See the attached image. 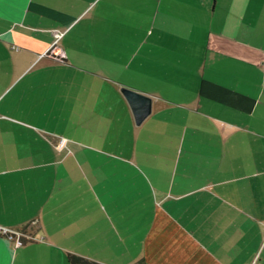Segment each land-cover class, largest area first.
<instances>
[{
    "label": "crops",
    "instance_id": "1",
    "mask_svg": "<svg viewBox=\"0 0 264 264\" xmlns=\"http://www.w3.org/2000/svg\"><path fill=\"white\" fill-rule=\"evenodd\" d=\"M263 55L264 0H0V264H264Z\"/></svg>",
    "mask_w": 264,
    "mask_h": 264
},
{
    "label": "water",
    "instance_id": "2",
    "mask_svg": "<svg viewBox=\"0 0 264 264\" xmlns=\"http://www.w3.org/2000/svg\"><path fill=\"white\" fill-rule=\"evenodd\" d=\"M121 93L128 103L134 124L138 125L150 112L151 98L141 92L125 87L121 88Z\"/></svg>",
    "mask_w": 264,
    "mask_h": 264
},
{
    "label": "trees",
    "instance_id": "3",
    "mask_svg": "<svg viewBox=\"0 0 264 264\" xmlns=\"http://www.w3.org/2000/svg\"><path fill=\"white\" fill-rule=\"evenodd\" d=\"M66 261L68 264H101L72 253L66 254ZM136 264H143V263L142 261L139 260L136 262Z\"/></svg>",
    "mask_w": 264,
    "mask_h": 264
},
{
    "label": "built area",
    "instance_id": "4",
    "mask_svg": "<svg viewBox=\"0 0 264 264\" xmlns=\"http://www.w3.org/2000/svg\"><path fill=\"white\" fill-rule=\"evenodd\" d=\"M261 69H262V74H263V76H264V55H263V57H262V61H261ZM0 233H2V234H5L6 236H8V237H11V232H9L8 230H6V229H3V228H1L0 229ZM19 235L20 234H17L16 235V237L19 239ZM18 239H16V240H18Z\"/></svg>",
    "mask_w": 264,
    "mask_h": 264
}]
</instances>
